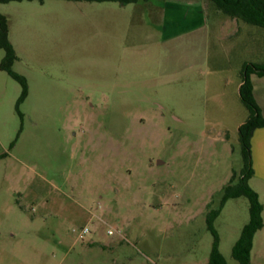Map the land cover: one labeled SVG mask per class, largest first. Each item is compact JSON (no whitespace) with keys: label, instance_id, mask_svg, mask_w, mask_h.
Returning a JSON list of instances; mask_svg holds the SVG:
<instances>
[{"label":"rangeland","instance_id":"rangeland-1","mask_svg":"<svg viewBox=\"0 0 264 264\" xmlns=\"http://www.w3.org/2000/svg\"><path fill=\"white\" fill-rule=\"evenodd\" d=\"M184 1L0 4L29 86L18 104L0 49V264H209L218 211L237 264L250 202L223 196L244 169L242 71L264 62V29L201 0L206 28L164 42L161 7ZM249 185L264 206V175Z\"/></svg>","mask_w":264,"mask_h":264},{"label":"trees","instance_id":"trees-1","mask_svg":"<svg viewBox=\"0 0 264 264\" xmlns=\"http://www.w3.org/2000/svg\"><path fill=\"white\" fill-rule=\"evenodd\" d=\"M35 0H0V4L11 2H23ZM44 2L45 0H38ZM72 2L87 3H118L121 6L148 2L150 0H66ZM215 7L232 19L242 21L249 25L264 29V0H210ZM0 49L5 52V58L1 63V69L7 72L22 87V95L18 104H21L28 96L29 86L25 77L13 70L15 62L18 60L17 53L9 39L8 18L0 14ZM243 80L240 86V96L243 104L249 111V117L239 128L240 143L243 151L244 169L237 183L234 178L224 188L223 205L230 199L240 197L248 198L250 202V220L244 226L240 238L232 250V256L237 264H252V250L255 235L263 229L264 206L260 201L259 194L253 190L249 182L254 177L253 167L252 138L257 129L264 128V115L259 107L255 96L252 83V75L264 77L263 63H246L242 71ZM223 207V206H222ZM220 214H214L209 220V229L214 234V243L209 259V264H227V261L219 250V238L214 228L213 222Z\"/></svg>","mask_w":264,"mask_h":264},{"label":"crops","instance_id":"crops-1","mask_svg":"<svg viewBox=\"0 0 264 264\" xmlns=\"http://www.w3.org/2000/svg\"><path fill=\"white\" fill-rule=\"evenodd\" d=\"M161 10L163 15L162 24L159 26V29L163 31L164 42L177 41L206 28V9L201 0L167 2L162 5ZM251 78L255 99L264 115V77L252 75ZM252 153L255 171L253 178L263 176L264 128L257 129L253 135Z\"/></svg>","mask_w":264,"mask_h":264},{"label":"built area","instance_id":"built-area-1","mask_svg":"<svg viewBox=\"0 0 264 264\" xmlns=\"http://www.w3.org/2000/svg\"><path fill=\"white\" fill-rule=\"evenodd\" d=\"M88 233H89V228H88V227H85V228H83V229L80 231V233H79V235H78V238H79L80 240H83V239L85 238L86 234H88ZM108 234H109V235H113L114 233H113L112 230H110V231L108 232Z\"/></svg>","mask_w":264,"mask_h":264}]
</instances>
